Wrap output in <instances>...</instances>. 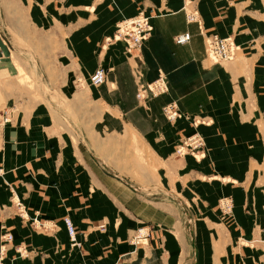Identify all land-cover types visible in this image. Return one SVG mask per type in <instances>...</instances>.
Instances as JSON below:
<instances>
[{
    "label": "crops",
    "instance_id": "1",
    "mask_svg": "<svg viewBox=\"0 0 264 264\" xmlns=\"http://www.w3.org/2000/svg\"><path fill=\"white\" fill-rule=\"evenodd\" d=\"M79 3L94 13H79L92 19L78 18L75 28L81 35L88 29L84 36L95 43L77 56L92 60L86 78L105 66L106 82L56 93L51 87L44 100L21 103L5 120L3 108L15 105H6L0 90V248L2 233L14 235L4 263L264 264V0H189L201 24L187 21L185 0ZM141 8L154 30L139 49L130 51L123 40L102 46L120 20ZM7 13L0 1V63L7 57ZM184 31L191 40L176 43ZM213 33L233 36L239 57L211 63L205 45ZM159 70L168 75L169 92L139 100L140 80H153ZM17 77L22 83L19 70ZM170 101L190 118L170 122L162 110ZM196 130L206 156L178 155L181 137ZM135 155L145 160L137 164ZM224 197L234 203L228 215ZM14 200L24 202L27 218ZM65 216L76 225L79 245L71 244ZM141 227L145 241L132 243ZM19 244L29 255L18 254Z\"/></svg>",
    "mask_w": 264,
    "mask_h": 264
},
{
    "label": "rangeland",
    "instance_id": "2",
    "mask_svg": "<svg viewBox=\"0 0 264 264\" xmlns=\"http://www.w3.org/2000/svg\"><path fill=\"white\" fill-rule=\"evenodd\" d=\"M0 1L5 4L8 12L7 15L9 17L6 21L5 50L2 51V53H4L7 57L5 58L6 61L4 63H0V90L3 88L8 96L7 100H10H8L9 102H7L6 105L8 103L9 105H15L13 107L9 106L3 108L5 111V114L2 115L3 120L6 119V116L12 118L14 114L20 111L21 103L29 104L44 100L46 98L45 92L50 91L51 87H53L54 93H56L60 91L62 86L65 87L70 85L71 88L77 89L79 88L78 84L83 82H86L87 88L89 87L88 84L93 87L95 86L90 82V78H86V75L84 74L90 69L89 64H92L91 58L88 57V59H84L83 56H77L81 50L87 51L88 53L92 52L94 50L95 38L88 34L86 37L84 36V34L88 32V29L81 35L80 33H77L78 31L75 28L79 21L78 18L82 20V18L85 19L86 17L84 14L79 17V13H83L85 10H88V13H85V15L88 14L89 17V14L93 15L94 13L93 6L87 4L86 8H84L85 10H83V5L79 3V0ZM187 3H189V0H185V12L191 10V8L185 9ZM32 9L33 14L31 13ZM33 15L35 16V19H33ZM83 36L85 37V44L77 45L76 42L79 40L81 42ZM106 37L102 39V46L104 45V47L108 45V42H105ZM207 42L208 37L206 38L205 45L207 59L211 63H223L212 61L208 58ZM66 68L69 70L70 80L66 79ZM81 68L83 69L82 71ZM75 69L78 70V73L77 71L75 72ZM18 70L21 73V76L25 79L21 80L19 78L22 83L17 81ZM79 70L81 72H79ZM28 71L31 73L32 77L27 76ZM164 73L166 74L168 80L167 73L165 71ZM140 81H142V79ZM54 98H57L56 94H54ZM85 101L88 102L87 100ZM86 102L83 107L85 106V108H88L89 105L91 106V104ZM69 103V100L66 98V105H69L70 109L72 108V105ZM103 107L108 109L107 105L104 106L103 104ZM10 108L13 109L12 116L10 114ZM69 112L75 117L78 113L77 110L73 109L69 110ZM102 112V116H105L106 113H108V111L105 110ZM57 113L58 115H56V112H53L52 117H60V111L57 110ZM82 113L83 111L80 110V114ZM88 115L89 112L88 109H86L85 116ZM203 158L204 157L198 160ZM127 160H131V158H127ZM144 160L145 158H143L142 155H135V163L138 164ZM223 199L227 198L224 197ZM231 201L232 207L231 209L229 208L230 210L224 212L225 215L233 212V199H231ZM186 264H193V262L188 260Z\"/></svg>",
    "mask_w": 264,
    "mask_h": 264
},
{
    "label": "built area",
    "instance_id": "3",
    "mask_svg": "<svg viewBox=\"0 0 264 264\" xmlns=\"http://www.w3.org/2000/svg\"><path fill=\"white\" fill-rule=\"evenodd\" d=\"M196 15H192L194 17H190L192 20L200 21V14L198 9L194 10ZM152 22L150 15L147 13L145 8H141L136 14L128 16L120 20L117 24L116 30L112 35L106 37L105 42H112L115 40H124L128 47L132 49L133 47H139L142 41L148 39L152 31ZM190 32L185 31L184 33L178 34L176 36L177 43H185L190 39ZM231 37H223L218 33H213L208 39V49L209 54L211 56L212 51L217 50V46H228L229 44L232 45V42L229 40ZM237 46V45H236ZM238 47V46H237ZM224 57L228 58L226 51L224 50ZM219 57L218 54H215ZM220 58V57H219ZM107 79V70L103 65L98 66L94 72L90 76V81L95 85L103 84ZM166 75L165 73L160 70L158 76L152 82L141 81L139 83V92H137V97L140 100L147 98L148 96H155L159 94H163L167 90L166 82H165ZM162 110L164 111L168 120L174 123L178 118L186 115L190 118V115L183 113L178 108V105L175 101H170L165 103L162 106ZM195 124L197 125V120L195 117L193 118ZM206 142L204 135L196 130L189 135H184L181 137L177 147L175 148V152L178 155H184L187 153L190 154H200L206 152L205 150ZM3 172V169L0 167V173ZM18 209L19 214L27 218L28 213L26 209V205L22 200H14ZM232 201L230 198L223 199L222 202V209L223 212L230 210L232 207ZM230 208V209H229ZM65 224L68 229V233L70 236L71 244L79 245L78 240V230L72 218L70 216L64 217ZM148 231L145 227H141L137 230V233L132 237V243H142L146 239ZM14 235L11 231H5L2 233V245L0 248V264H5L3 261V255L8 248V245L13 242ZM19 255H29L28 249L22 245L15 246Z\"/></svg>",
    "mask_w": 264,
    "mask_h": 264
},
{
    "label": "bare ground",
    "instance_id": "4",
    "mask_svg": "<svg viewBox=\"0 0 264 264\" xmlns=\"http://www.w3.org/2000/svg\"><path fill=\"white\" fill-rule=\"evenodd\" d=\"M191 5H190V3H187V5H186V8L185 9H189V8H191L190 7ZM195 8H191V10H189L188 12H186V19H187V21L188 22H197V23H200L201 24V16H200V21H198L197 19L196 20H192V19H190V17H194V16H192V15H196V13H195ZM148 13V12H147ZM149 14V13H148ZM200 14V13H199ZM150 15V14H149ZM150 18H151V16H150ZM151 22H152V19H151ZM152 25H153V23H152ZM153 30H154V25L152 26V31H151V34H150V36L152 35V33H153ZM190 32V31H189ZM182 33H184V32H182ZM181 34V33H180ZM190 34H191V32H190ZM149 36V37H150ZM211 36V35H210ZM210 36H208V39H209V37ZM148 37V38H149ZM225 37H231L229 40L232 42V45H228V46H217V50H215V51H212V53H211V56L210 55H208L209 54V49H208V42H207V55H208V58H210L212 61H217V62H228V61H232V60H235V59H237L238 57H239V54H240V52H241V44H239L236 40H235V38L233 37V36H225ZM191 38H192V34H191V36H190V39H189V41L191 40ZM147 40V39H146ZM145 40V41H146ZM124 41V40H123ZM145 41H142L141 42V45L139 46V47H133L132 49H130L129 47H128V45H127V47L126 48H128L130 51H134V50H137V49H139L143 44H144V42ZM189 41H187V42H189ZM187 42H185V43H187ZM126 43V42H125ZM176 43H177V41H176ZM238 47H237V46ZM226 51V53H227V55L229 56L228 58H225L224 57V52L223 51ZM215 54H218L219 55V57H217ZM163 71V70H162ZM159 72H160V70H159ZM159 72H158V74H159ZM164 72V71H163ZM158 74H157V76H158ZM166 75V74H165ZM156 76V77H157ZM22 77V76H21ZM20 77V78H21ZM166 78H167V76H166ZM22 80V79H21ZM107 80V79H106ZM155 80V78L153 79V80H150V81H147V82H152V81H154ZM91 82V81H90ZM106 82V81H105ZM104 82V83H105ZM165 82H166V86L168 87L167 88V90L165 91V92H163V94H165V93H168L169 92V90H170V87H169V83H168V80L167 79H165ZM92 83V82H91ZM140 83V82H139ZM93 84V83H92ZM93 85H95V84H93ZM95 86H98V85H95ZM138 86H139V84H138ZM140 90H139V87H138V90H137V92H139ZM160 95H162V93L161 94H159L158 96L157 95H155V96H148L147 98H145V99H143V100H141V101H146V100H148V99H151V98H156V97H159ZM138 98V97H137ZM139 99V98H138ZM140 100V99H139ZM164 112V111H163ZM165 114V113H164ZM166 116V115H165ZM167 118V117H166ZM168 119V118H167ZM200 123L201 122V120L200 121H197V123ZM192 155H194V157L195 158H197V159H200V158H202V157H205L206 156V152H204V154L203 153H200V154H192ZM0 174H2V173H0ZM14 199H16V198H14ZM232 205V204H231ZM65 222V221H64ZM67 227V226H66ZM68 230V229H67ZM69 238H70V236H69ZM71 241V240H70ZM2 245V244H1ZM4 261V260H3Z\"/></svg>",
    "mask_w": 264,
    "mask_h": 264
}]
</instances>
